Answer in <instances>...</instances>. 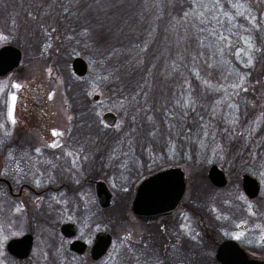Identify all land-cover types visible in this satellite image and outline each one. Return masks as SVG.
<instances>
[{"label": "rangeland", "instance_id": "rangeland-1", "mask_svg": "<svg viewBox=\"0 0 264 264\" xmlns=\"http://www.w3.org/2000/svg\"><path fill=\"white\" fill-rule=\"evenodd\" d=\"M248 2L252 13L259 20L261 13H264V8L257 6L258 0H252L253 4L251 1ZM9 3L8 0H0V33L7 36L6 40H0V47L3 45L16 46L22 50L23 58L16 74L14 72V74L0 78V104L10 82L19 81L23 86L10 91L7 98V101L12 105L10 97L13 94L16 96L13 108V117L16 123L13 124L11 120L10 125L7 126L4 122L0 123V130H2L0 132V177L12 178L14 181L12 186L16 195L11 197L6 186L2 184L5 186L2 187L0 184V238H2L0 264H12L9 259L10 255L5 249L9 240L30 233L34 238L31 255L33 257L38 256L40 251L44 250L46 241L49 239V230L53 233L57 227L60 234L59 228L66 222L76 226L75 238L84 241L88 246L93 236L100 230L112 234L113 241L109 251L101 261L93 262L86 254L74 256L71 258V263L67 254L64 253V248L69 250V241L60 234L62 243L60 248H55V251L63 256L59 261L61 264L64 262L67 264H126L122 262L123 248L132 241L135 232L140 230L135 225L129 210L131 192L144 176L164 167H180L185 171L187 176L186 209H190L191 205L196 204V201L201 204L202 208H222L224 214H220L224 219L229 215L235 217L234 222L227 224L228 228L225 229L226 231L229 230L233 238L242 240L246 244L256 241V246L260 242H264V176L261 175L264 168L260 166L261 163H264V80L261 85L259 84L260 80H258L263 66V63H260L261 52L254 54L251 68H245L241 61L237 60L236 63L238 66L236 71H246L241 74L258 71V78L254 85H257L259 90L257 92V89H251V96L244 101L248 105L249 111L241 112L239 110L240 115H237L239 122L234 125L238 134L232 133L231 128L233 126L224 124V130L230 128L227 131L230 140H232L229 147L218 144L206 146V143L203 142L202 144L198 143V149L195 150L191 146L197 139L195 133H192V140H187L186 145L184 143L185 138L181 139V136L178 135L170 136L169 131L163 128L159 129L155 137L149 135V132L158 127L149 122H144L143 115L140 113L139 117L133 116L132 113L135 115L134 104L126 97L116 103L117 108L122 111L120 112L123 115L122 118H119L113 110L106 109L104 107V95L98 89V85L85 80L84 77L87 74L84 77H77L72 71L71 61L80 56H73L68 63L70 55L61 52L58 55H53L50 47L45 48L44 42L31 45L30 38L25 39L23 36L32 30L35 22L33 25L32 22L27 23L26 17L16 16L14 13L20 9V6L15 7L16 5L12 6ZM18 12L20 14L21 9ZM255 32L261 33L264 42V32L252 30L251 33ZM32 42L35 43L36 41ZM49 52L50 54H48ZM255 66L260 67L256 68ZM98 69L100 70L101 67ZM100 76L97 74L98 81ZM262 79H264V75ZM34 83L41 84L44 88L43 92H48V94L51 92V99L48 97L46 100V105L49 104L50 110L49 112L45 109L48 115L46 120L52 121L48 126L52 129V133L53 131L63 133L62 136H57L59 144L67 132L73 129L75 146L97 147L96 150L92 151L87 149L84 154L81 152L82 158L79 156V160L75 164L73 163L74 157L71 156L72 164L70 166L72 168L69 173L72 172L73 179L69 180L68 173L63 175L62 182H66L68 189H63L58 193L50 191L48 187L57 188L61 184V175H59V180L51 178L54 175L52 169L48 170L47 167L40 169L30 164L29 159L25 157L23 164H20L22 163L20 161L10 165L12 168H9V164L4 162L6 160L2 153L4 128L13 129L12 136L15 134H19L20 138L21 136L25 138L26 135L31 136L27 139L29 143L34 142L42 146L52 143L50 139L44 137V133L40 130L41 126L35 117H31L30 120L33 123L29 124V119L21 120L19 116L21 113H19V109L17 110L20 94H25L26 87ZM40 90L42 91V89ZM67 94L69 95L67 96ZM94 94L99 96L96 101L92 100ZM238 97L239 95L233 96V101L243 105L242 100H238ZM162 99H164L163 95ZM217 108L219 116L225 114L224 111H221L223 109L222 104ZM104 111H111L116 114L117 118L113 126H108L102 120ZM134 117L138 123L134 122ZM222 118L220 119L222 120ZM257 118H260L261 122L250 125V122L256 121ZM72 119L75 121V127L72 124ZM217 119H219L218 116ZM117 126H119V130H117ZM251 127L256 128L254 133L250 131ZM245 129H249V131H245ZM245 136L248 138L245 139ZM209 137L213 139V135ZM200 139L204 140L202 135ZM170 141H175L174 148ZM205 148L207 151H204ZM74 152L73 150L72 153ZM65 153L60 161L66 163L68 158ZM253 153L256 154V160L252 158ZM74 154L78 155L76 152ZM83 160L90 162L89 168L85 170L79 168ZM211 164L221 167L227 173L229 181L225 188L217 190L210 185L206 173ZM77 170L88 173V175H83L84 180L76 176ZM242 172H248L259 180L260 194L258 199L250 201L242 193L239 180ZM100 174L102 175L101 180L104 181L113 196L112 205L106 210H101L98 207L93 192L94 187L88 183V179H97ZM80 182L83 185L78 187ZM22 185L31 186L39 194H32L30 191L24 190L22 195L18 196L17 192ZM43 190L47 191L43 194ZM208 205L210 206L208 207ZM241 214L250 218V223L246 222L245 219L237 218ZM51 216L53 218L55 216L56 219H51ZM129 233L131 240H125L124 238ZM31 263L35 262L32 261ZM128 264H138L137 258L134 259L131 256Z\"/></svg>", "mask_w": 264, "mask_h": 264}, {"label": "trees", "instance_id": "trees-1", "mask_svg": "<svg viewBox=\"0 0 264 264\" xmlns=\"http://www.w3.org/2000/svg\"><path fill=\"white\" fill-rule=\"evenodd\" d=\"M248 1L253 4L252 0ZM8 3L12 6L16 5L15 7L20 6L21 12L19 14L18 10L20 9H17L14 13L16 16L26 17L27 23L32 22L33 25L35 22L32 30L27 32L26 36H23L25 39L30 38L31 45L44 42L43 45L48 48L47 44H49L53 55H58L59 52L70 55L68 63L76 55L86 61L89 72L84 79L98 85V89L104 95V107L116 112L119 118H122L123 115L120 113L122 111L117 108L116 103L126 97L134 104L135 115L132 113L133 116L139 117L140 113L143 115L144 122H148L147 115H152L155 120L153 125L157 126L158 129L168 130L165 110L180 111V109H173V93L179 95L184 78L187 77L195 89L194 96L197 98L198 104L196 112L189 111V117L186 121H176L178 124L176 131L190 129L191 133H196L200 124L199 117L202 115L205 121L209 123L208 130L210 134L203 137L204 140L202 139L206 146L218 144L229 147L232 140H230L228 132L223 129V126L224 124L230 126L225 118H232L230 115L231 110L222 104L223 109L221 111L225 112L224 115L219 116L217 114L213 116L211 111L215 101L221 98L222 93L209 92L202 94L199 81L183 65L179 72L169 76L172 71L171 65L176 60L178 53L184 54L185 62L190 59L183 52V47L191 45L192 49H195L194 40H190L188 44L177 48L174 40L177 33H182L183 29L179 25H177L176 31L170 29L171 18L177 17L178 19L182 12L188 9L187 0H171V2L162 0L158 6L156 0H99V2L97 0H80L77 4H69L68 0H56L55 3L52 0H8ZM257 6L264 8V4L261 3H258ZM64 7L69 8L68 13L63 12ZM238 23L246 22L241 18ZM53 28H55V31H52ZM85 29L89 33L86 37L80 35ZM153 29L155 30L153 31ZM233 31H238V29H233ZM250 34L256 45L261 49L260 63H263L261 71L263 77L264 42L261 33ZM233 39H237V37H233ZM11 44H14V42H11ZM214 59L219 60L220 57ZM224 59L229 62L226 66L221 64L218 68L212 70L211 79L213 83L223 81L224 75H227L229 70L233 74L228 77L226 82L237 81L238 75L246 72L244 70L236 71L238 66H236L237 58L234 55H228ZM98 67H101V69L99 70ZM200 67L202 74L206 75L208 69L203 61H201ZM255 67L259 68L260 66ZM180 72H183L184 75L181 76ZM97 74L101 75L99 81L97 80ZM105 76L108 79L101 80V77ZM257 76L258 71H249L248 76L245 77V87L248 88V91L240 92L238 100L241 99L243 105L235 102L239 106L236 115H240L239 110L241 112L249 111L248 105L244 101L251 96V89L254 90L255 88L257 92L259 91L258 86L254 85ZM261 76L258 78L260 85L264 80ZM92 78L93 80H91ZM141 86H143L142 91ZM137 91H141V95L136 96V99L133 100L132 97ZM144 92L148 93L147 98L144 97ZM162 95L164 99H162ZM235 99L237 100V98ZM146 107L150 109L147 113L142 110ZM217 116L219 119H217ZM134 122L138 123L135 120ZM211 133H215L213 139L209 137L212 135ZM172 135L175 136V134ZM180 136L181 139L185 138L183 135ZM200 137L197 136L195 143L191 145L195 150L198 149L197 145L200 143ZM186 141L185 138V145ZM204 151H207V149L205 148ZM1 186L5 187L2 184ZM50 218L56 219L55 216ZM48 233L49 239L46 241L44 250L40 251L38 256L33 257L31 255L30 258L21 261L9 256L10 262L12 264H61L59 261L63 256L55 251V248H60L62 243L61 235L58 233L57 227L53 233L50 230ZM64 253L67 254L69 261L72 263L71 258L76 254L65 248ZM130 257L129 254L124 255V261L122 259V262L128 264ZM65 259L67 258L65 257ZM32 261L35 263H31ZM63 264L67 263L64 262Z\"/></svg>", "mask_w": 264, "mask_h": 264}, {"label": "flooded vegetation", "instance_id": "flooded-vegetation-1", "mask_svg": "<svg viewBox=\"0 0 264 264\" xmlns=\"http://www.w3.org/2000/svg\"><path fill=\"white\" fill-rule=\"evenodd\" d=\"M3 46H1L0 48H2ZM20 51H21V61L18 67H16L15 69L10 71L6 75L0 76V78H4L12 73L14 74V72L15 74L17 73L16 70L20 67L22 58H23L22 50ZM15 84L22 85V83H19V81L10 82L9 86L6 87L7 91L6 93H4L3 99L1 101L2 103L0 104V123L4 122L5 126L10 125V119H9L8 113H9V107L11 103L7 101V98H8V95H10V91L12 92V90L15 89L13 87V85ZM26 88H27L26 93L25 94L21 93L18 98L19 104L17 106V110L19 109V113H21L22 115V116L19 115L21 117V120L29 119L28 123L31 124L33 123L32 120H30L31 117H35L37 122L41 126L40 130L44 133L43 134L44 137L46 139H50L52 143L54 142L59 143L57 136L52 135V129L48 128V126L51 124L52 121L48 122L46 120L48 115L46 114L45 109H47L50 112L48 108L49 104L46 105V100H48V97L50 96L51 92H49V94L48 92H43L44 88L39 83L29 84ZM40 89H42V91ZM93 101H96V100H93ZM23 124H24V121H23ZM72 124L75 127V121H73V119H72ZM14 130L16 131V129ZM1 131L2 130H0V132ZM12 131L13 129H9V128L3 129V134H2V137H3L2 138V151L3 152L2 153L6 160L4 162L8 163L9 166L15 163H19L20 161L22 162L20 164H23L24 162L23 158L25 157L29 159L30 164H33L34 166L40 169H44L45 167H47L48 170L52 169V173H54V175H52L51 178H56L59 180V175H61L60 176L61 184L57 188H53L50 186L48 187L50 191L56 192V193L62 191L63 189L65 190L68 189L66 182H62L63 175H66L68 173L70 177L69 180L73 179L72 172L69 173V170H71L72 168L70 166L72 164L71 159H70L71 156H67L68 161L66 160V163H65L62 160L60 161V158H62V155L65 152H73L74 150L82 158L81 152L84 154V152L87 149L88 151L97 149V147L94 148V147H88L85 145L75 146V139H73L74 138L73 129L67 132V134L65 135V138L61 141L60 145H62V147H58V148H51L49 147L50 144L42 146L39 144H35L34 142L29 143L27 142V139H29L31 136L26 135L25 136L26 139L22 138V136L20 138L19 134H15L14 136H12L11 134ZM28 134H29V131H28ZM0 146H1V143H0ZM37 148L41 150L39 154H37L35 151V149ZM88 165H90V162L83 160L79 168H82V170H85L89 168ZM9 168H12V167L10 166ZM168 168H171V167H164V168L154 171L153 173L147 176H144L134 186L133 191L131 192V199H130L131 202H130L129 210H130V214L134 220L135 225L139 227L140 230L135 232V235L132 241L128 242L126 247L123 248L124 249L122 251L123 258H124V255L129 254L132 256V258L134 259L137 258L138 264H210V263L211 264H222L217 259L218 248L222 243L231 241L237 245V247L246 255V257L249 260L254 259L258 261H264V242H260L259 245L256 246V241H252L251 243L246 244L242 240H236L235 238H233L232 234L229 233V230L226 231L225 229L228 228L227 224L234 222L235 217H231L229 215L224 219L223 216L220 214V213H223L222 208L210 209L209 207L210 205H208L209 207L208 209L202 208L201 204L197 203L196 201V204L191 205L190 209H186L185 199L187 196V176L183 169L182 170L184 171V174L186 176L185 193L178 207L174 211V213L169 217H161L155 223H152V224H143L140 221H138L134 217L131 211L132 203H133L138 185L142 181H144L146 178L151 177ZM91 169H94V168H91ZM222 171L226 175L227 184L224 187H215L209 182L210 185L214 189L220 190V189L225 188L228 185L229 177L223 169ZM243 174L251 175L248 172H242L239 176L240 183H241V176ZM83 175H88V173L78 171V170L76 171V176H78V178H81L82 180H84ZM101 176L102 175L100 174V176L97 179H93V178L88 179V183L94 187L93 192H94L95 198H96V184L98 182L104 183V181L101 180ZM10 178L6 180L9 181L12 187V193H10L8 191V187L5 184L4 185L6 186L8 194L11 197L12 196L15 197L16 196L15 189L12 186L14 184V181H12V178L11 179ZM0 184H3V183H0ZM82 185L83 183L80 182L78 187ZM24 190H28L32 194H36V195L39 194L31 186L22 185L19 187L17 195L21 196ZM47 190H43L42 191L43 194ZM241 190H242V185H241ZM242 193L244 194L243 190H242ZM244 196L246 195L244 194ZM246 198L250 201H254L259 198V195L255 199H249L247 196ZM96 202H97V199H96ZM211 210H213V212H211ZM237 218L245 219L246 222L248 223H250L251 221L250 218L244 216L243 214H241ZM221 222H223V224H221ZM101 231H105V230L98 231L93 236V239L91 240L89 246L84 241L80 239H76L75 238L76 235L70 239H67L65 237L64 238L67 241H69L68 248H69V244L74 240H79V241L84 242L87 248L83 255H86V254L88 255L91 244L93 243L96 235ZM76 234H77V228H76ZM110 235L112 237V234ZM112 241H113V237H112ZM129 249H131V252L129 251ZM203 252H205V254H203Z\"/></svg>", "mask_w": 264, "mask_h": 264}, {"label": "snow or ice", "instance_id": "snow-or-ice-1", "mask_svg": "<svg viewBox=\"0 0 264 264\" xmlns=\"http://www.w3.org/2000/svg\"><path fill=\"white\" fill-rule=\"evenodd\" d=\"M53 3L56 0H52ZM80 0H68L69 4H77ZM99 2V0H97ZM162 2V0H156L157 6ZM171 2V0H169ZM189 7L187 10L183 11L180 17H172L170 21L171 31L177 30V25H179L183 32H178L174 43L177 48H180L190 40L195 41V49H192L191 45L183 47V52L187 54L190 58L185 62L184 54L178 53L176 60L173 61L171 65L172 71L169 73L171 76L175 72H179L181 66L188 69L189 72L199 81V86L202 94H207L209 92L213 93H222L221 98L215 101V104L212 106L213 116L217 115V106L224 104L227 109L231 110L230 115L231 119L227 117L226 122L233 126L231 131L233 134L236 133V125L239 122V117L235 114L238 105L233 101V96H238L241 91L247 92L248 88L245 87V77L248 73L239 74L238 79L235 82H226L228 77L233 74L231 70L227 72V75H224L223 81L213 83L211 76L212 70L218 68L221 64L227 65L229 62L224 59L228 55H234L238 61H241L245 68H251L253 66L254 54L261 52V49L256 46L255 40L251 36L252 30H257L264 32V13H261V17L258 20L257 16L252 13V9L249 5L248 0H187ZM259 3L264 4V0H258ZM64 13L69 12L68 7H64ZM159 18V17H158ZM243 19L246 23H238L239 19ZM35 19V17H33ZM233 29H238V31H233ZM155 29H153L154 31ZM47 31V29H45ZM55 31V28L52 29ZM81 36H88L89 33L87 29L83 30L80 33ZM237 37V39H233ZM7 36L0 33V40H6ZM51 47V45H47ZM215 57H220L219 60L214 59ZM201 61L206 65L208 71L207 74H202L201 71ZM142 63V61H141ZM180 75L183 76V72H180ZM223 75V73H222ZM101 79L107 80L108 77H101ZM14 88L19 89L21 85L15 84ZM143 86H141V91ZM141 91L132 97L133 100L136 99V96L141 95ZM194 87L192 83L184 78V83L181 86L179 95L173 93V109H180L179 112L173 111L172 109L165 110L166 123L168 124L169 135H183L187 140H192L193 134L191 130L177 132L178 124L176 121L184 122L189 117V111L196 112L198 100L194 96ZM144 97L147 98L148 93H143ZM12 105L9 107V119L13 124L16 123L13 117V108L16 102V96L13 94L10 97ZM51 99V95L49 96ZM123 103V102H122ZM145 113L149 112V108L142 109ZM139 111V110H138ZM135 120V117L133 118ZM200 124L196 136L207 137L209 133V123L205 121L204 116H200ZM147 120L149 123L155 124V120L152 115H147ZM260 118H257L256 121L250 122L251 124L260 123ZM119 130V126H117ZM133 131L135 129L133 128ZM228 131V129H225ZM249 131V129H245ZM251 132H255L256 128L251 127ZM159 132V129L156 128L153 131L149 132V135L155 137ZM213 136L215 133H211ZM53 136H62L63 133L53 131ZM248 137L245 136V139ZM172 147H175V141H170ZM199 142L202 144L203 140L200 139ZM51 148L62 147L58 142H54L49 145ZM36 153L39 154L41 150L39 148L35 149ZM115 151V149H114ZM66 156H73V163L79 160V155H76L72 152H66ZM126 155V153H125ZM86 158V157H85ZM253 160H256V154H252ZM264 168V163L260 165ZM261 175L264 176V172H261ZM194 238V237H193ZM239 238V237H237ZM125 240H131V234L124 238ZM0 245H2V238H0ZM131 252V249H129Z\"/></svg>", "mask_w": 264, "mask_h": 264}, {"label": "water", "instance_id": "water-1", "mask_svg": "<svg viewBox=\"0 0 264 264\" xmlns=\"http://www.w3.org/2000/svg\"><path fill=\"white\" fill-rule=\"evenodd\" d=\"M21 51L17 47L7 45L0 48V76L6 75L20 64ZM71 68L77 77L87 74L88 66L81 57H75L71 61ZM98 94L92 95V100L98 99ZM116 114L105 111L102 120L108 126L116 122ZM207 178L215 187H224L227 184L226 175L217 165H210L207 170ZM0 183L8 187L12 193V187L6 179L0 178ZM241 185L244 194L249 199H255L260 192L259 181L249 175L241 176ZM186 188V176L179 167H171L161 171L142 181L137 189L132 203L131 211L134 217L143 224L155 223L161 217L171 216L178 207ZM96 199L99 207L103 210L112 205V194L102 182L96 184ZM60 234L67 238L76 235V226L70 222L62 224L59 228ZM112 243V237L108 232H99L90 246L88 256L93 262L100 261L108 252ZM34 238L26 233L18 238L9 240L6 244L7 253L17 260H26L30 257L33 249ZM86 244L74 240L69 244V250L77 255H83ZM217 259L222 264H264V261L249 260L234 242L222 243L217 252Z\"/></svg>", "mask_w": 264, "mask_h": 264}]
</instances>
